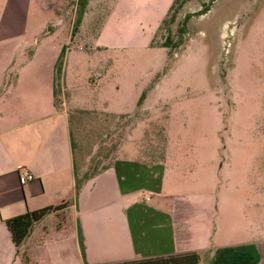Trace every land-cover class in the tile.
Returning <instances> with one entry per match:
<instances>
[{
    "label": "crops",
    "instance_id": "1",
    "mask_svg": "<svg viewBox=\"0 0 264 264\" xmlns=\"http://www.w3.org/2000/svg\"><path fill=\"white\" fill-rule=\"evenodd\" d=\"M29 1L34 12V1L58 12L56 2ZM173 1L117 0L95 48L122 51L123 41L137 34L146 37L141 49L149 48ZM22 35L9 37H22V43L0 53V82L7 79L0 92V264H147L194 252L201 254L200 264H264V239L250 237L255 216L229 206L228 191L213 187L212 179L187 184L163 161L148 160L145 146L119 157L122 144L108 162L99 161L101 169L85 173L77 158L75 113L131 115L110 104L84 109L71 96L63 101L67 68L60 86L57 80L63 45L37 39L30 50ZM24 172L34 176L25 185ZM80 176L90 178L77 195ZM257 196L251 192L249 200ZM61 207L32 228L21 248L14 245L7 220Z\"/></svg>",
    "mask_w": 264,
    "mask_h": 264
},
{
    "label": "rangeland",
    "instance_id": "2",
    "mask_svg": "<svg viewBox=\"0 0 264 264\" xmlns=\"http://www.w3.org/2000/svg\"><path fill=\"white\" fill-rule=\"evenodd\" d=\"M116 1L85 0L82 10L79 0H44L56 2L58 12L34 1V12L29 0H0V53L20 45L22 37L7 39L21 33L30 50L37 39L61 43L68 86L63 101L71 96L84 109L110 104L131 115L75 113L85 173L101 169L99 161L108 162L120 144L119 157L145 146L148 160L163 161L187 184L218 183L228 191L229 206L255 216L250 237L264 239V0H192L173 27L183 44L172 57L150 41L141 49L146 37L140 34L123 41L125 50H97L96 33ZM204 8L209 11L198 15ZM188 14L194 15L181 35ZM251 192L258 196L249 200Z\"/></svg>",
    "mask_w": 264,
    "mask_h": 264
},
{
    "label": "trees",
    "instance_id": "3",
    "mask_svg": "<svg viewBox=\"0 0 264 264\" xmlns=\"http://www.w3.org/2000/svg\"><path fill=\"white\" fill-rule=\"evenodd\" d=\"M192 2V0H174L169 11L167 12L166 16L162 20L153 40H152V47L155 48H163L168 50L169 57H172L176 51L182 46L183 42L176 41L174 36V25L178 22L179 17L183 13L185 7ZM85 0H79V5L82 7V10L84 7ZM209 10L204 8L201 10L198 15H204ZM81 10L78 14V18L76 20V25L78 24L80 17H81ZM194 14H188L184 22L182 24V27L179 28L178 32L181 35H184L187 30V23L189 19ZM75 31V27H74ZM66 53V49L64 48L62 51V54L58 60V66H57V74H61L62 72V66H63V57ZM143 103V98L140 101L139 106H141ZM90 177H86L85 180L89 179ZM84 179L77 178L76 179V194L79 195L82 185L85 182ZM63 209L61 208H47L45 210H42L40 212H33V213H27L25 215L17 216L12 219H9L6 221V225L12 235V240L14 245L19 249L21 248L26 240L29 237V234L32 230V228L40 223L44 218H46L49 214L59 211ZM80 245L82 250L84 251V240L82 235L80 234ZM201 254L200 253H185V254H177L174 256L161 258L157 260H153L148 262L147 264H200L201 262ZM144 264V263H143Z\"/></svg>",
    "mask_w": 264,
    "mask_h": 264
},
{
    "label": "built area",
    "instance_id": "4",
    "mask_svg": "<svg viewBox=\"0 0 264 264\" xmlns=\"http://www.w3.org/2000/svg\"><path fill=\"white\" fill-rule=\"evenodd\" d=\"M41 3L44 2V0H39ZM23 179H22V184L25 185L30 181L34 180V176L32 174H30L29 172H24L23 174Z\"/></svg>",
    "mask_w": 264,
    "mask_h": 264
}]
</instances>
